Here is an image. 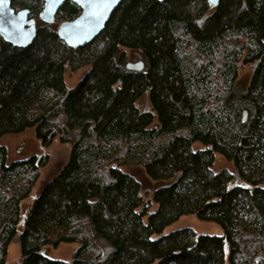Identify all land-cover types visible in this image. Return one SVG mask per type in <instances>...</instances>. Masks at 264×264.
I'll list each match as a JSON object with an SVG mask.
<instances>
[{
    "label": "trees",
    "instance_id": "16d2710c",
    "mask_svg": "<svg viewBox=\"0 0 264 264\" xmlns=\"http://www.w3.org/2000/svg\"><path fill=\"white\" fill-rule=\"evenodd\" d=\"M10 3L29 10L36 34L25 47L0 37V137L33 128L42 147L57 138L70 153L20 225L47 157L7 164L0 145V264L12 243L14 264H224L225 242L229 264H264V0H123L79 47L57 33L80 13L72 1L52 23L39 19L43 0ZM240 63L252 66L245 89L235 84ZM66 66L88 70L68 87ZM216 154L232 170L214 172ZM128 163L165 182L154 211L120 168ZM192 213L223 235L164 234ZM61 243L78 245L70 260L48 255Z\"/></svg>",
    "mask_w": 264,
    "mask_h": 264
},
{
    "label": "rangeland",
    "instance_id": "374dc122",
    "mask_svg": "<svg viewBox=\"0 0 264 264\" xmlns=\"http://www.w3.org/2000/svg\"><path fill=\"white\" fill-rule=\"evenodd\" d=\"M129 54V51H127ZM128 62H135L129 61ZM241 62V61H240ZM88 70V66H83L76 71H71L69 67H65L64 80L68 87L74 86L83 76L85 71ZM238 75L235 80V84L239 89H245L248 85L252 66L250 63H240L238 64ZM212 86V84H211ZM218 87V86H217ZM140 109H149L150 103L147 95L144 94L138 99L137 102ZM159 123L154 120L150 127H158ZM0 145L6 148V163L9 164L13 161L27 159L32 155H36L39 158L46 156V163L39 167V176L35 181L34 185L31 187L29 196L22 200L20 203V221L25 219L27 210L31 205L33 199L39 195L43 185L50 180L67 162L70 153V144L61 143L57 138H55L52 143L47 147H42L39 141L35 138L34 129L30 128L19 134H8L0 137ZM204 145L199 142H195L192 145L193 150L203 149ZM120 168L133 175L140 184L141 194L143 196L144 205L148 207L150 211H154L157 207L156 204L152 202L153 189L160 185L165 184L164 181H154L147 176L144 168L139 164H124ZM232 164L227 161L223 156L216 154L212 170L214 172H220L224 169L232 170ZM23 214H25L23 218ZM146 217L144 218V220ZM19 221V224H20ZM190 228L197 233H204L209 235L222 236V228L214 222L201 220L197 217L195 213L181 216L176 222L169 225L164 234L182 229ZM78 245L76 243H61L57 248H49L47 250L48 255L51 258L57 260H70L72 254L76 250ZM19 246L16 243L10 244L8 247V253L6 257V264H14L19 257ZM228 244L224 243V264H229L228 261Z\"/></svg>",
    "mask_w": 264,
    "mask_h": 264
},
{
    "label": "water",
    "instance_id": "95a60500",
    "mask_svg": "<svg viewBox=\"0 0 264 264\" xmlns=\"http://www.w3.org/2000/svg\"><path fill=\"white\" fill-rule=\"evenodd\" d=\"M66 0H43L38 16L46 23H52L58 9ZM80 8V13L71 20L62 21L57 27L59 37L70 47H79L92 41L104 28L111 13L123 0H70ZM215 5L219 0H208ZM36 34L34 18L29 17V10L23 8L15 11L7 0L0 4V37L16 47L29 45ZM131 70H142L143 62H127ZM243 120L246 111H243ZM25 214H23L24 218ZM23 220L20 225H23ZM44 252V251H42Z\"/></svg>",
    "mask_w": 264,
    "mask_h": 264
},
{
    "label": "snow or ice",
    "instance_id": "6c2138e0",
    "mask_svg": "<svg viewBox=\"0 0 264 264\" xmlns=\"http://www.w3.org/2000/svg\"><path fill=\"white\" fill-rule=\"evenodd\" d=\"M7 0H0V4H6Z\"/></svg>",
    "mask_w": 264,
    "mask_h": 264
}]
</instances>
